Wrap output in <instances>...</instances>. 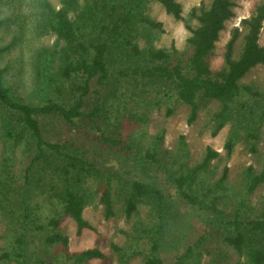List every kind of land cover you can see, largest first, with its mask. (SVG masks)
<instances>
[{
	"label": "rangeland",
	"instance_id": "1",
	"mask_svg": "<svg viewBox=\"0 0 264 264\" xmlns=\"http://www.w3.org/2000/svg\"><path fill=\"white\" fill-rule=\"evenodd\" d=\"M42 1L0 0V67L9 69L6 81L15 99L34 106L48 101L71 104L79 96L83 81L63 80L57 73L65 45L48 26ZM260 1L234 0L233 16L224 22L209 59L211 71L224 66L225 46L235 27L241 30L234 47V57L238 56L243 35L240 20L248 17ZM46 2L54 10L60 7V0ZM178 2L181 13L176 19L158 2L141 1L139 13L156 26L138 23L131 32V46L137 52L119 39L108 55L106 83L100 87L91 80L89 92L82 98L84 111L101 104V114L91 119L76 118L72 123L54 115L38 117L44 140L60 145L64 156L44 150L39 158L35 141L19 126H15L18 136L9 138L3 129V119L8 114L0 106V264H73L69 258L87 249L98 250L102 257L92 258L86 264H142L147 238L138 241L140 253L124 263L111 245L124 247L136 225L152 231L156 224L154 207L136 200L126 216L124 200L113 193L114 214L106 218L99 201L100 183L106 176L155 184L165 191L171 207L160 241L164 264H174L175 258L203 235L206 244L195 256L196 264H249L243 254L223 245L217 231H222V221L232 219L235 213L251 218L264 212V183L247 191L244 179L248 168L258 175L264 167V120L247 110H236L219 132L212 135L213 114L219 108L216 100L199 97L196 117L188 122L189 106L175 98L169 82L127 74L147 64L140 54L148 50L164 51L170 64L186 65L191 54L187 39L197 25L196 19L189 15L190 10L210 0ZM91 4L92 0H78L72 17L79 13L88 16ZM258 43L264 46V20ZM50 73L57 74L59 90L53 89ZM239 83L263 90L264 64L249 69ZM157 135H162L160 164L151 165L143 155ZM102 136L119 137L123 144L133 142L132 157L104 142ZM229 140L232 147L227 152L225 143ZM251 144L256 149L254 153ZM207 148L218 155L205 172L196 173L188 193L206 201L215 197L216 201L213 210H198L176 196L168 177L198 165ZM68 156L90 166L78 191L84 201L82 216L91 229L78 235L73 221L62 214L56 197L58 168L67 164ZM223 173L225 179L220 183ZM28 208L34 218L33 234H27V244L21 245L16 238L20 235L22 215ZM213 218L219 225L211 228L209 220ZM54 234L67 239L65 247L47 243V237Z\"/></svg>",
	"mask_w": 264,
	"mask_h": 264
},
{
	"label": "trees",
	"instance_id": "2",
	"mask_svg": "<svg viewBox=\"0 0 264 264\" xmlns=\"http://www.w3.org/2000/svg\"><path fill=\"white\" fill-rule=\"evenodd\" d=\"M142 0H92L89 7L90 14L83 13L72 17L77 11L78 0H60V7L54 10L46 0L42 1L45 20L53 33L64 42L57 69L60 78L80 79L83 86L77 99L67 105L60 102L48 101L42 105H29L15 99L10 92L6 78L8 67H0V106L7 117L3 119V129L9 138H16L19 131L15 126L26 129L35 141L38 157L44 150H50L58 156H64L60 145L44 140L40 128L39 116L54 115L64 122L72 123L76 118H94L101 114L103 106L98 104L89 111L83 110L82 98L89 92V83L95 80L102 87L108 78V55L121 39L131 46V32L138 23L156 26L139 13ZM158 2L168 14L180 18L179 0H154ZM234 0H210L208 4L201 2L192 7L190 17L196 19L197 25L191 29L187 43L191 54L186 65L179 62L170 64L169 55L160 50H148L141 53L147 64L140 65L127 73L142 78H158L171 84V89L177 100L189 106L188 122H192L197 114V100L199 97L214 99L219 103L218 110L213 114L212 135H216L225 125L234 111L247 110L257 114L264 120V89L259 90L255 85H241L239 82L252 67L264 64V46L259 45V32L264 20V0H261L252 13L240 20L242 27V44L238 56L234 57V47L241 30L233 28L226 43L223 55L224 66L218 71H211L209 59L213 55L215 43L224 22L233 16ZM92 50V55H90ZM131 51L137 52L131 46ZM50 82L54 90H59L58 76L50 73ZM106 143L118 147L120 151L132 157L133 142L123 144L118 138L107 139ZM157 135L143 158L151 165L160 164V140ZM232 142L225 143V149L230 151ZM251 152H256L251 144ZM218 155L216 151L207 148L202 161L180 175L168 177L174 192L186 205L198 210H213L216 198L209 201L188 193V188L197 172H205L210 161ZM65 166L58 168L59 175L55 181L56 197L61 205L62 214L70 218L75 225L76 234L85 229H91L83 218V198L78 191L83 177L90 172V166L76 157H69ZM225 179V173L219 182ZM246 190L251 191L257 184L264 183V167L258 175H254L251 168L244 175ZM1 183V180H0ZM99 201L103 205L104 216L111 217L113 210V193H117L125 202L124 213L129 216L136 200H144L154 207L156 224L152 231L141 229L138 225L128 234L129 241L124 247L111 245L121 263L140 253L138 241L147 238L148 248L144 252L142 264H164L161 254V239L165 227L168 225L170 207L165 191L155 184L142 181H120L112 176L103 177L100 183ZM1 208V206H0ZM55 224V221H51ZM210 227L219 225L215 218L209 220ZM208 224V226H209ZM222 231L218 239L239 254H243L249 264H264V212L256 217L242 218L235 213L232 219L222 221ZM34 218L30 208L22 215L20 235L16 238L18 244H27V234H33ZM149 234V235H146ZM208 234V233H207ZM208 236H212L209 234ZM206 235L200 236L194 244L188 246L175 258L174 264H196L195 256L201 253L206 244ZM47 243H60L66 246L67 239L58 234L47 237ZM20 257V255H19ZM102 257L96 249H87L73 255L69 259L73 264H86L92 258Z\"/></svg>",
	"mask_w": 264,
	"mask_h": 264
}]
</instances>
